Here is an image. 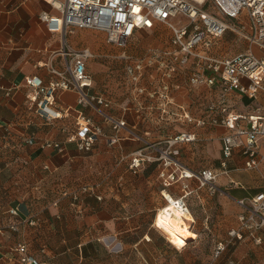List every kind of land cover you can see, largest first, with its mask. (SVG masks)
<instances>
[{"label":"crops","instance_id":"obj_1","mask_svg":"<svg viewBox=\"0 0 264 264\" xmlns=\"http://www.w3.org/2000/svg\"><path fill=\"white\" fill-rule=\"evenodd\" d=\"M44 12L50 16L60 13L51 0H0V264H21L14 250L19 243H25L30 254L48 264H206L207 256L216 254L217 243L228 238L229 230L238 225L243 208L237 200L251 197L264 188V140H260L261 172L246 177L253 181H237L239 175L233 174L237 170L231 167V161L230 177L234 184L222 175L214 193L188 178L166 189L179 196L182 185L188 184L201 200L210 201V207L206 205L204 210L219 205L224 211L211 220V234L217 243L210 250L203 252L193 239L191 243L189 240L186 245H178L156 224L157 210L165 203L159 177L162 164L142 161L138 168H132L133 154L150 143L157 146L151 151L160 154L172 135L184 130L196 131V141L177 145L181 149L182 144H188L185 147L190 146L192 156L186 157L183 149L177 159L194 170L219 167V135L225 129L189 127L173 115H163L158 105L159 95L150 96L161 85V73L155 65L145 67V76L139 84L146 88L144 93H137L132 87L118 103L110 98V112L124 119L125 127L115 130L111 123L102 122L103 134L89 152L80 150L75 142H65L63 149L42 147L46 140L66 141L76 130L79 111L100 121L91 108L79 104L75 90L56 93L54 108L63 113L61 118L47 121L36 113L37 104L31 98L33 88L27 79L37 76L43 84H48L56 77L51 67L64 69L72 62V50L80 49L74 35L81 28L70 32L73 34L69 38L68 33L64 41L60 31L52 30L41 19ZM165 27L157 23L148 30L156 35L165 33ZM227 32L241 43L225 42ZM227 32L212 48L214 55L229 57L248 49L243 38ZM188 77V68L178 66L173 70L169 79L174 101L171 108L184 104L191 113L200 116L206 104L217 97L219 87H191ZM93 78L91 91L101 93L103 78L97 74ZM105 92L109 98L111 93ZM262 100L264 97L259 101L261 105ZM229 103L236 112H255L256 104L246 95L231 92ZM179 127L182 128L177 130ZM213 138L219 143L213 153L219 160L209 165L210 161L208 164L204 161L210 157L205 144ZM113 139L115 142L111 143ZM238 153L236 150L232 159L236 165L244 162ZM11 208H17L18 214L12 215ZM193 218L194 226L197 220ZM209 219L206 215L202 223L207 225ZM11 222L19 223L17 230L9 228ZM193 232L197 239L199 233ZM226 258L241 264H264V242L256 244L252 238L245 237L222 251L213 264H225Z\"/></svg>","mask_w":264,"mask_h":264},{"label":"built area","instance_id":"obj_2","mask_svg":"<svg viewBox=\"0 0 264 264\" xmlns=\"http://www.w3.org/2000/svg\"><path fill=\"white\" fill-rule=\"evenodd\" d=\"M51 1L59 9V15L50 16L44 12L40 17L52 30L60 31L64 41L67 34L76 28L92 29L103 32L107 43L125 49L138 30L152 29L157 23H165L170 28L169 48L157 49L155 54H150L143 60L130 63L128 60L126 71L133 81V88L137 93H144L146 88L139 84L145 76V67L157 65L161 73V85L159 92H153L150 96L159 95L158 105L163 115H173L196 127L219 126L226 131L220 137L222 155L219 167L194 170L177 159V145L196 141V131L184 130L169 137L160 154L153 153L157 147L155 143L134 152L130 163L132 168H138L142 161H159L162 164L159 177L164 187L162 195L168 204L166 208L174 206L183 213L190 212L187 198L192 189L188 184L182 185V193L177 197L166 191L181 179H194L199 187H206L210 193L218 190L217 181L222 175L229 177L234 183L230 177V161L236 150L244 156L245 169L258 168L261 161L260 140H264V104H259L264 97V0ZM208 4H213L218 13L206 9ZM176 17L182 19L179 25L171 21V18ZM228 20H233V23ZM227 31L243 38L248 49L229 57L214 55L212 48ZM64 52L68 54L67 51ZM71 55L72 62L64 69L51 67V72L56 77L48 84H43L42 79L37 76L28 78L27 83L33 88L31 98L36 101V113L45 120L53 121L63 116L62 112L54 108L56 93L60 90H75L79 104L91 108L100 120L79 111L76 130L67 136L66 141L46 140L42 142V147L63 149L65 142H75L80 150L89 152L103 134L102 122L111 123L113 129L119 130L126 126V121L114 117L110 112V98L91 91L93 77L88 71L87 63L93 56L92 51L84 47L72 50ZM121 57L130 58L126 51H123ZM178 66L189 69L188 82L191 87H219L217 97L206 104L200 116L191 113L184 104H176L175 109L171 108L174 101L170 95L169 79ZM231 92L248 96L256 104L255 112L234 111L229 103ZM114 142V139L111 140V143ZM147 148L150 151L146 152ZM167 193L175 200L169 199ZM74 198H78L77 194H74ZM237 202L243 208L238 216V226L229 230L226 241L217 243L216 255L221 254L227 245L241 241L246 236L256 244L264 242V188L251 197L238 199ZM9 211L12 215L18 214L17 208ZM18 227V222H11L9 225L12 230H17ZM14 250L18 252L21 264H48L30 254L25 243H19ZM227 264L241 263L229 259Z\"/></svg>","mask_w":264,"mask_h":264},{"label":"rangeland","instance_id":"obj_3","mask_svg":"<svg viewBox=\"0 0 264 264\" xmlns=\"http://www.w3.org/2000/svg\"><path fill=\"white\" fill-rule=\"evenodd\" d=\"M205 8L208 9L209 11L213 12V13H218L217 8L213 4H208L205 6ZM171 21L174 24L179 25L180 22L182 21V19H181V17H176V18H171ZM228 21L230 23H233V20H228ZM163 24H165V23H163ZM165 26H166L165 27L166 32L165 33L164 32H162V33L158 32L156 35H153L152 32L148 29L141 30L139 34L135 35L132 39H130V41H129V43L125 49H121V48H118L114 45L107 43L106 35L103 32H99V31L92 30V29H79L78 30V33H76L74 35L75 41L77 42V45H78V48L88 47L93 53V56L91 57L90 60H88V63H87L88 71L91 73L92 77H94L97 74L103 78V81L101 84L102 85L101 88L103 90L101 91V93L104 94V92L106 90L109 91L111 93V95L109 94V96H110L109 98L113 97L115 102L118 103L119 100L123 96H126L125 94H127V91H129V92L131 91V88L133 87V81H131L129 74L126 71V64H127L128 60H129V63L131 61L135 62L137 60H143L144 58L151 56L152 54H155L157 49L164 50V49L169 48L170 43H171V30L167 24H165ZM72 34L73 33H69L68 38ZM225 42L233 43L234 45H239V43H241L240 40L235 41L234 36L233 35L231 36L230 33H228V32L225 35ZM123 51H126V54L130 56L129 59L121 57V54L123 53ZM150 67H151V65H150ZM262 101L264 102V100H262ZM183 124H185V123H183ZM186 125L189 126L191 124L186 123ZM187 126H183V127L187 128ZM189 127H193V126H189ZM181 128L179 127V128H177V130H180ZM222 128H224V127H222ZM225 131H226V129H225ZM225 131L220 132L219 139ZM187 145L188 144H185V145L182 144V148L179 149V153H181V150L184 149L185 156L191 157L192 156V154H191L192 150L189 149L190 146L185 147ZM205 146L207 148H209L210 157L208 156L207 158L204 159V161L207 162L206 164H208V162L210 161L209 165H211V164H213L219 160L218 158L215 159L216 157H214V155H213V153H215V150L216 149L218 150L219 143H218V141L215 143V140L213 138L212 140H210V142L208 144H205ZM221 155H222V153H221ZM238 155H241L242 158L244 157L241 152L238 153ZM196 157L197 156H195V158H194L195 160H196ZM231 161H232L231 167H233L237 170V171H234L233 174L239 175V177L237 176L239 178V180H237V181H241L242 183H247L248 180H250V182L253 181L249 178H246L247 174L256 173L259 175L261 172L259 170V168L258 169L257 168L256 169H250V170H247V169L246 170H239L241 167L244 169V162L242 164L239 163V165L238 164L236 165V164H234L235 160H231ZM231 161H230V163H231ZM231 184H234V183H231ZM236 194H238V192H235V195ZM174 197H177V196H174ZM200 197L196 194V192H194V193L190 194L187 199H188V203L190 205V211L192 212V215L197 220V222L195 223L194 226L192 225V224H194V220H190L191 229L193 231H195L197 234L199 233V237H196L197 239L194 238L193 241L196 244H198V246L200 248H202V251L204 252L205 249L210 250L217 243V239L214 238V235L212 236V234H211L212 233L211 231L213 229V227H212L213 222L211 220L214 219L218 213L224 214V211L223 212L221 211V208L219 205H217L216 207H214L212 209L204 210L206 208V205H207V207H210V201H208V200L203 201V200H201ZM165 205H167L166 200H165V203L161 207H163ZM160 208H158V210ZM195 212L198 215H196ZM206 215L209 216L210 219H209V223L207 225H204L202 223V218L206 217ZM225 215H226L225 217L228 216L227 213H225ZM167 236L173 240V238L171 236H169V235H167ZM246 237H248V236H246ZM227 239L228 238L223 239L221 241H226ZM173 241L176 242L175 240H173ZM191 242H192V239L189 241V243H191ZM238 242L239 241L227 245L225 249H227L231 246H235ZM177 244L181 245L179 243H177ZM220 255L221 254H219V255H216V254L215 255L214 254L208 255L207 256L208 259H207L206 264L207 263L213 264L220 257ZM227 259L228 258L225 259V264H227L226 263L228 261Z\"/></svg>","mask_w":264,"mask_h":264},{"label":"bare ground","instance_id":"obj_4","mask_svg":"<svg viewBox=\"0 0 264 264\" xmlns=\"http://www.w3.org/2000/svg\"><path fill=\"white\" fill-rule=\"evenodd\" d=\"M167 197L172 201L175 200V198L168 193ZM187 219L194 220L192 213H183L180 208L174 206L166 208L165 205L157 212L156 224L177 243L186 245L189 240L195 238V234L191 229V223L187 221Z\"/></svg>","mask_w":264,"mask_h":264},{"label":"trees","instance_id":"obj_5","mask_svg":"<svg viewBox=\"0 0 264 264\" xmlns=\"http://www.w3.org/2000/svg\"><path fill=\"white\" fill-rule=\"evenodd\" d=\"M238 226V225H237Z\"/></svg>","mask_w":264,"mask_h":264}]
</instances>
